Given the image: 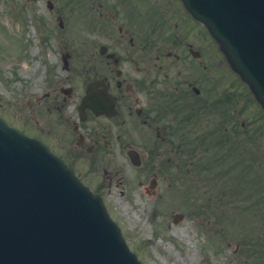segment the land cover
<instances>
[{"label":"flooded vegetation","instance_id":"flooded-vegetation-1","mask_svg":"<svg viewBox=\"0 0 264 264\" xmlns=\"http://www.w3.org/2000/svg\"><path fill=\"white\" fill-rule=\"evenodd\" d=\"M93 7L98 15L91 35L80 37L85 45L59 41L56 65L36 96L40 115L55 114L61 134L53 132L58 122L42 131L27 116L25 131L101 195L100 179L117 178V166H155L143 169V181L160 166H194V156L205 167L251 166V110L239 111V95L224 92L234 85L219 82L223 75L239 88L238 77L183 1L100 0ZM217 59L222 66L208 65ZM159 155L166 160L158 163ZM263 184L264 168L251 166V185Z\"/></svg>","mask_w":264,"mask_h":264},{"label":"rangeland","instance_id":"rangeland-1","mask_svg":"<svg viewBox=\"0 0 264 264\" xmlns=\"http://www.w3.org/2000/svg\"><path fill=\"white\" fill-rule=\"evenodd\" d=\"M93 1L100 0H0V115L19 127L25 126L27 116L42 131L50 121L58 122L53 132L61 134L55 114L50 118L40 115L44 104L36 103V96L44 91L45 76L56 65L59 41L85 45L80 37L91 35L89 26L98 15ZM21 48L26 50L22 62L15 60L22 56ZM222 64L218 59L208 62L209 66ZM219 77V82L234 85L224 92L239 95L238 110H251V154L246 157L251 166L264 168V113L244 82L240 81L246 89ZM225 156L224 162H230V155ZM211 157L216 159V155ZM166 158L159 155L157 161ZM202 163L203 159L194 156V166H176L175 172L157 166L159 191L148 184L133 187L132 182H139L131 179L155 166H117L122 168L117 178L100 179L112 216L144 264H253L264 260V184L251 187V166L207 168L200 167ZM108 168L116 171L115 166ZM182 174L183 181L178 178ZM178 214L183 218L175 224Z\"/></svg>","mask_w":264,"mask_h":264},{"label":"water","instance_id":"water-1","mask_svg":"<svg viewBox=\"0 0 264 264\" xmlns=\"http://www.w3.org/2000/svg\"><path fill=\"white\" fill-rule=\"evenodd\" d=\"M186 1L196 2L202 12L211 15L204 0ZM240 1L250 2V15L241 21L239 39L231 31L238 52L224 41L235 66L264 104V0ZM208 24L215 30L212 22ZM219 27L221 35L228 36ZM244 35L250 39L243 41ZM0 264H142L102 199L39 141L12 129L2 119Z\"/></svg>","mask_w":264,"mask_h":264}]
</instances>
